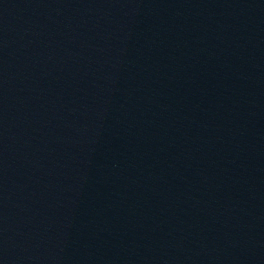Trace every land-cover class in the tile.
Masks as SVG:
<instances>
[{
  "label": "water",
  "instance_id": "95a60500",
  "mask_svg": "<svg viewBox=\"0 0 264 264\" xmlns=\"http://www.w3.org/2000/svg\"><path fill=\"white\" fill-rule=\"evenodd\" d=\"M0 264H256L226 0H0Z\"/></svg>",
  "mask_w": 264,
  "mask_h": 264
}]
</instances>
